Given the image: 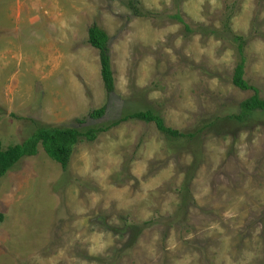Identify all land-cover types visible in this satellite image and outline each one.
Wrapping results in <instances>:
<instances>
[{
  "label": "rangeland",
  "instance_id": "374dc122",
  "mask_svg": "<svg viewBox=\"0 0 264 264\" xmlns=\"http://www.w3.org/2000/svg\"><path fill=\"white\" fill-rule=\"evenodd\" d=\"M135 1L144 18L128 0H0L3 149L145 108L187 137L128 120L79 142L66 171L39 145L0 178V264H105L120 249L110 264H264V113L230 117L254 94L233 84L242 57L264 98V0Z\"/></svg>",
  "mask_w": 264,
  "mask_h": 264
},
{
  "label": "trees",
  "instance_id": "16d2710c",
  "mask_svg": "<svg viewBox=\"0 0 264 264\" xmlns=\"http://www.w3.org/2000/svg\"><path fill=\"white\" fill-rule=\"evenodd\" d=\"M128 7L132 9L133 14L136 17H145L138 9V4L135 0H128ZM179 21L182 19L179 16H175ZM230 16L225 20L227 24L230 22ZM214 33V31H213ZM239 44V49L242 51L244 47V42L240 38V41L236 39ZM109 35L105 30H103L97 24H94L88 31V44L99 51L100 65H101V75L104 82V86L107 92L111 93L115 89V80L112 70V63L110 57L109 48ZM245 62L246 58L242 57L240 62L237 64L233 75V84L243 91L253 90L254 94L249 98L241 102L238 107V112L230 115L231 118L236 119L240 124L248 123L253 121L258 113H264V98L260 96L259 91L245 79ZM106 107H101L94 109L89 113V118L94 120L102 119L106 114ZM128 120H138L143 121L147 124H155L157 130L166 137L174 139V142H180V139H187V137L175 129L169 127L164 118L155 114L153 109H142L140 111L131 112L122 116L119 121L111 123V125H101V126H90V127H42L37 129L29 139L24 141L22 144L11 146L7 149H3L2 142L0 140V178L4 177L5 174L12 169L18 162L24 157H34L39 152V145L42 146L46 154L55 162L61 165L64 171L68 170L71 158L73 156L74 150L79 142L82 140H87L89 142H94L97 140L99 134L105 133L109 129L120 125L121 123ZM82 122V121H81ZM192 139H196L197 134L191 133ZM117 234L115 230H110ZM123 235V234H122ZM118 234V240L121 243L124 241V235ZM133 235V234H131ZM133 246L132 243H128L127 247ZM119 251H115V256L120 255ZM102 259L105 264H110L111 259Z\"/></svg>",
  "mask_w": 264,
  "mask_h": 264
}]
</instances>
